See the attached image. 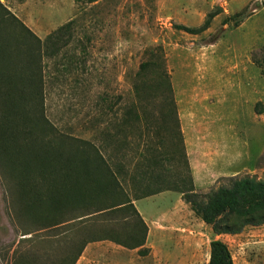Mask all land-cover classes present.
I'll list each match as a JSON object with an SVG mask.
<instances>
[{
    "label": "rangeland",
    "instance_id": "obj_1",
    "mask_svg": "<svg viewBox=\"0 0 264 264\" xmlns=\"http://www.w3.org/2000/svg\"><path fill=\"white\" fill-rule=\"evenodd\" d=\"M0 1L41 41L73 21L64 39L67 44L56 57L43 61L45 114L57 129L54 133L91 141L118 174L122 168L120 179L130 197L172 191L160 202L162 212L172 210L180 196L176 186L190 185L181 119L195 123L199 114L213 121L212 133L220 140L208 155H222L220 162L228 159L229 165L222 176L209 175L202 186L195 185L197 191L209 193L227 185L224 178L230 177L264 180V75L252 63V54L263 59L264 0ZM219 9L221 14L203 34L176 28L199 27ZM240 13L239 27L234 22L224 25ZM4 24L11 28L0 38L10 35L13 45L19 43L14 60L22 63L35 39L20 31L9 16ZM158 47L164 49L176 111L152 73L138 81L141 64L156 59L153 51ZM192 129H187L188 136L196 138ZM38 133L43 134L42 128ZM207 175L208 171L197 169L198 183ZM11 186L0 166V264H62L102 226L120 234L131 229L132 218L126 221L122 215L104 224L92 216L43 229L19 211ZM189 211L181 209L185 226L179 231L184 235L205 227ZM81 214L85 213L76 217ZM199 235L201 245L187 264H207L209 240ZM222 240L235 264H264V225ZM125 253L117 254L115 264H139L136 256ZM178 256L172 251L168 260L152 259L156 264H173ZM141 261L153 264L151 258Z\"/></svg>",
    "mask_w": 264,
    "mask_h": 264
},
{
    "label": "trees",
    "instance_id": "obj_2",
    "mask_svg": "<svg viewBox=\"0 0 264 264\" xmlns=\"http://www.w3.org/2000/svg\"><path fill=\"white\" fill-rule=\"evenodd\" d=\"M4 12L7 9L0 1V37L2 32L7 34L11 28L4 24L9 16L19 25L20 31L35 39L34 44L27 46L22 63H18L14 58L20 53L19 43L13 45L10 35L0 38V166L8 173L14 198L20 205L19 211L43 229H55L92 216H99L102 224L117 220L121 215L126 221L132 218L131 229L126 234L102 226L104 229L84 239L73 253L63 259L62 264H77L89 243L104 240L130 250L142 248L139 255H147L149 250L144 246L148 227L123 189L120 179L122 168H119L118 174L91 141L54 133L57 129L51 126L45 114L43 61L56 57L67 44L64 39L70 34L73 21L41 41L15 16ZM221 12L219 9L209 13L199 27L179 25L176 28L190 35L203 34ZM241 14L226 19L224 25L234 22V26L239 27L241 21L237 19ZM16 46L18 51L15 52ZM153 52L156 59L141 64L138 81L152 73L176 111L164 49L158 47ZM252 62L264 75V52L260 61L252 54ZM135 90L140 96L136 86ZM38 128H42L43 134H36ZM183 144L190 170V185H177L175 191L191 211L216 235H239L247 227L264 225V180L249 176L224 178L228 181L227 185L206 194L198 192L184 140ZM78 213L85 214L76 217ZM208 264H235L228 244L213 240Z\"/></svg>",
    "mask_w": 264,
    "mask_h": 264
},
{
    "label": "crops",
    "instance_id": "obj_3",
    "mask_svg": "<svg viewBox=\"0 0 264 264\" xmlns=\"http://www.w3.org/2000/svg\"><path fill=\"white\" fill-rule=\"evenodd\" d=\"M212 124L213 121L211 119L201 116L200 114L195 123H191L186 118L181 119L182 132L185 136L184 142L189 164L193 171L192 174L195 185L199 187L203 185L206 181L205 179L209 175L214 176V178L222 176L223 171L227 170L229 165L228 159H225L224 163L220 162V160H222V155L219 157H211L208 155V151L220 143V140H218L212 133ZM202 125L204 127L203 130H201ZM187 129H192L196 138H189ZM221 143L223 144V142ZM200 168H202L204 172L208 171V175L200 180L201 183H198L196 176L197 169ZM172 194V191H167L145 198L131 197L133 205L148 227L147 240L144 246V248L149 250L147 255H139V251L142 248L130 250L111 241L104 240L89 243L85 247L77 264H115L117 254L121 253L124 255L126 254L125 252H129L128 254L136 256V263L141 264L142 259L151 258V262L156 264L152 257L165 260L172 251H178L179 255L173 264H187L192 257H196L198 246L201 245V241L203 240V237L199 235L200 233H203V235L209 240L207 243L208 264L210 260V243L213 240L223 241V236L230 235H216L212 228L209 225H206L203 221L200 222V225L205 227H201L200 232L189 230L191 235L182 234V231L180 232L179 230L185 225L183 223L181 209L184 206L191 211L190 207L182 200V196L180 195L174 205H171V207H173L171 208V211L162 212L160 209V202ZM119 249L121 251H119Z\"/></svg>",
    "mask_w": 264,
    "mask_h": 264
}]
</instances>
